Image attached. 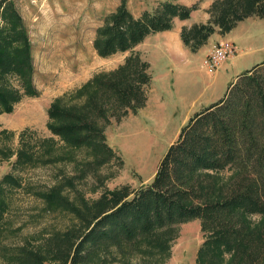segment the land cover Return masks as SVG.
<instances>
[{
  "label": "trees",
  "instance_id": "1",
  "mask_svg": "<svg viewBox=\"0 0 264 264\" xmlns=\"http://www.w3.org/2000/svg\"><path fill=\"white\" fill-rule=\"evenodd\" d=\"M178 0H162L139 16L125 0L95 28L92 45L100 57L127 52L113 69L100 71L76 91L81 102L54 99L47 107V127L71 147L93 152V164L120 160L107 142L104 127L136 114L147 99L152 79L150 63L135 49L150 33L172 29L174 18L187 19L196 8ZM205 22L181 26L180 39L192 53L238 21L255 15L264 19V0H212ZM32 47L24 19L13 0H0V114L11 112L23 96H36ZM240 73L223 97L196 111L181 125L177 138L147 184H123L104 189L97 198L80 196L78 204L51 188L44 199L68 210L77 222L46 239L43 251L25 249L26 264H99L100 247L137 246L169 250L178 226L197 219L204 239L195 264H264V77L254 68ZM2 131H0L1 133ZM12 167L38 158L36 145L21 133ZM38 148V147H37ZM11 155L12 152H2ZM121 161V160H120ZM231 170L224 180L218 173ZM11 173L0 178L5 187H18ZM66 185L72 187L67 179ZM3 200H0V204ZM253 216H258L254 219Z\"/></svg>",
  "mask_w": 264,
  "mask_h": 264
},
{
  "label": "rangeland",
  "instance_id": "2",
  "mask_svg": "<svg viewBox=\"0 0 264 264\" xmlns=\"http://www.w3.org/2000/svg\"><path fill=\"white\" fill-rule=\"evenodd\" d=\"M162 0H125L131 14L139 16ZM205 3L207 0H201ZM24 19L32 47L33 81L36 96H23L11 112L0 114V178L11 173L18 187H5L0 200V264H26L25 249L43 251L46 239L73 226L77 220L68 210L48 203L42 193L60 190L75 204L80 196L97 198L104 189L129 184H147L178 131L196 111L223 97L227 85L240 73L264 62V19L255 15L238 21L230 31L210 35L206 47L194 53L172 48L167 53L148 42L140 46L142 58L150 63L152 79L145 105L104 127L108 144L120 160L102 166L93 162V152L84 146L71 147L52 137L46 110L54 99L64 104L81 102L77 89L93 74L115 68L127 52L100 57L92 45L95 28L101 25L121 0H13ZM199 8V1L196 3ZM195 9V8H194ZM206 9L196 10L191 21L201 22ZM209 15V13H208ZM193 24V23H192ZM183 26V25H182ZM190 26V25H189ZM234 50L212 72L206 54L220 42ZM136 47V46H135ZM185 47V46H184ZM253 73L264 77V63ZM36 145L38 158L13 168L20 144L19 135ZM38 147V148H37ZM2 152H12L5 156ZM231 170L218 176L228 179ZM67 179L72 187L66 185ZM258 219V216H253ZM204 239L197 219L178 226L169 250L157 252L137 246L100 247L99 264H195L196 250ZM44 264H58L46 261Z\"/></svg>",
  "mask_w": 264,
  "mask_h": 264
},
{
  "label": "crops",
  "instance_id": "3",
  "mask_svg": "<svg viewBox=\"0 0 264 264\" xmlns=\"http://www.w3.org/2000/svg\"><path fill=\"white\" fill-rule=\"evenodd\" d=\"M178 1L187 6H191L193 3H197L199 1V8L193 9L191 11L190 17L187 19L174 18L172 29L148 34V36L145 37L143 41H141L138 45H136L135 48L140 50V46L143 45L144 42H148L150 43L151 46L159 48L167 53H170L172 48H176L178 51L180 50H183L185 52L187 51L186 47H184V44L183 42H181L180 39V31L182 28L181 26L191 25L194 21H191L190 19L192 15L196 12V10L207 9L208 5L211 3L212 0H207L205 3H202L201 0H178ZM208 17H209L208 12H204V17H202V19L200 18V21L205 22L208 19ZM206 45L207 44H204L200 48L204 46L206 47Z\"/></svg>",
  "mask_w": 264,
  "mask_h": 264
},
{
  "label": "built area",
  "instance_id": "4",
  "mask_svg": "<svg viewBox=\"0 0 264 264\" xmlns=\"http://www.w3.org/2000/svg\"><path fill=\"white\" fill-rule=\"evenodd\" d=\"M234 46L232 43L228 42H220L216 46H214L207 54L204 64L206 66L207 71L212 72L215 70L225 58L230 56L229 54L233 52Z\"/></svg>",
  "mask_w": 264,
  "mask_h": 264
}]
</instances>
